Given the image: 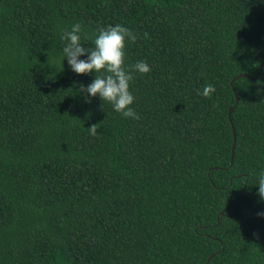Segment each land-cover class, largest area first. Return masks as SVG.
<instances>
[{
    "label": "trees",
    "instance_id": "16d2710c",
    "mask_svg": "<svg viewBox=\"0 0 264 264\" xmlns=\"http://www.w3.org/2000/svg\"><path fill=\"white\" fill-rule=\"evenodd\" d=\"M75 22L137 34L139 119L81 95ZM262 167L264 0H0V264H264Z\"/></svg>",
    "mask_w": 264,
    "mask_h": 264
},
{
    "label": "clouds",
    "instance_id": "9594fccd",
    "mask_svg": "<svg viewBox=\"0 0 264 264\" xmlns=\"http://www.w3.org/2000/svg\"><path fill=\"white\" fill-rule=\"evenodd\" d=\"M60 32V40L63 42L61 60L66 58L70 70L76 74L93 73L92 80L86 85L81 83L79 87L85 100L98 97L108 102L112 110L123 117L139 119L131 107L134 96L129 90V81L136 73L145 74L151 68L143 59L137 60L130 67L124 64L125 43L136 41L137 34L120 23L107 25L98 28L89 38L90 46L85 47L79 22L73 23L70 29H61ZM147 35L144 33L145 37ZM213 91L214 86L206 84L199 94L207 96ZM95 125L87 127L90 134H96ZM253 184L258 185V197L264 201V167L258 169ZM256 215L264 218V210L258 211Z\"/></svg>",
    "mask_w": 264,
    "mask_h": 264
},
{
    "label": "water",
    "instance_id": "95a60500",
    "mask_svg": "<svg viewBox=\"0 0 264 264\" xmlns=\"http://www.w3.org/2000/svg\"><path fill=\"white\" fill-rule=\"evenodd\" d=\"M236 94V93H235ZM237 94L235 95V98H236V100H237ZM232 109H233V107L231 106V107H229V110H228V113L230 114L231 113V111H232ZM232 133H233V144H232V148L234 147V143H235V131H234V129L232 128ZM232 157H233V150H232V153H231V161H232Z\"/></svg>",
    "mask_w": 264,
    "mask_h": 264
}]
</instances>
